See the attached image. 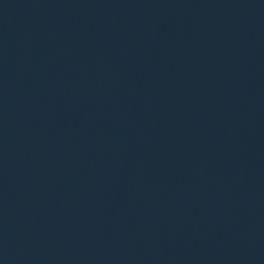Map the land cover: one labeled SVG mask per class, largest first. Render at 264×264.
<instances>
[{
	"label": "water",
	"instance_id": "obj_1",
	"mask_svg": "<svg viewBox=\"0 0 264 264\" xmlns=\"http://www.w3.org/2000/svg\"><path fill=\"white\" fill-rule=\"evenodd\" d=\"M0 264H264V0H0Z\"/></svg>",
	"mask_w": 264,
	"mask_h": 264
}]
</instances>
